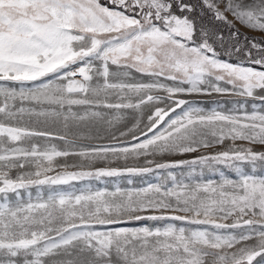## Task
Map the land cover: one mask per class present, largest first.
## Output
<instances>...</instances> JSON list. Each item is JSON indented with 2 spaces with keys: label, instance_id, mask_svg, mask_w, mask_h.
Here are the masks:
<instances>
[{
  "label": "snow or ice",
  "instance_id": "snow-or-ice-1",
  "mask_svg": "<svg viewBox=\"0 0 264 264\" xmlns=\"http://www.w3.org/2000/svg\"><path fill=\"white\" fill-rule=\"evenodd\" d=\"M207 14L230 29L227 38L203 22ZM233 21L264 33V0H0V264H264V175H256L264 151L252 147L264 145V114H204L182 98L244 97L241 109L248 98L264 102V38L242 42ZM100 108L117 110L108 128L80 130ZM121 109L134 110L136 123L111 131ZM225 140L232 145L215 153L156 159ZM205 169L219 180H205ZM149 173L164 183L79 194L72 184ZM33 187L35 202L30 191L22 202L20 190ZM140 220L163 224L121 226Z\"/></svg>",
  "mask_w": 264,
  "mask_h": 264
},
{
  "label": "rangeland",
  "instance_id": "rangeland-1",
  "mask_svg": "<svg viewBox=\"0 0 264 264\" xmlns=\"http://www.w3.org/2000/svg\"><path fill=\"white\" fill-rule=\"evenodd\" d=\"M101 2H105V0H101ZM191 2L196 3L197 0H191ZM223 5H221V8ZM229 20H233L232 16H228ZM203 22L207 25L215 27L218 31H222L224 36L227 38L230 29L226 25H222L219 22H215L211 19V15L207 14L203 17ZM235 24V28L239 30L241 34V41L243 42L244 37H250V38H255V39H261L264 38V33L259 32V31H253L250 30L244 26H242L239 22L233 21ZM236 58V57H234ZM233 58V59H234ZM224 59H227V57H224ZM240 60L246 59L245 57L241 56L239 57ZM136 78L140 79L139 74H136ZM145 81H147L149 78L144 77L143 78ZM0 83H5V82H0ZM167 83H172L171 81H168ZM222 86H227V85H222ZM154 94H160V93H154ZM186 100L193 101L195 102L199 107L204 109V114H209L213 109L216 111L228 114V113H242V112H247L249 114L253 112H257L260 114H264V102H261L260 100H252L250 98L247 99L246 105L244 108H239L237 105V101L244 100V97H237V96H232L228 94H217V93H212L211 95H206V94H193V95H187L182 97ZM255 105V107H253ZM147 107L145 106V112L147 111ZM100 111L103 116L99 119L93 118L90 121H86L81 125V129L83 131H92L95 133L97 129H107L108 124L106 121L112 118V116L116 113L117 110L115 109H106V108H100L97 109ZM121 113L124 114V117L122 120L115 122L113 127L111 128V131H118V130H126L127 128H131L133 124L136 123L135 120V111L132 109H121L119 110ZM179 109H177V114L179 113ZM36 119H44V118H36L32 117L31 120L35 121ZM25 122L27 123L29 120V117L24 118ZM146 123V120H145ZM32 126V125H29ZM143 127V125H141ZM59 131H63L62 127V122L57 126V129ZM77 129L75 127L72 128V132H76ZM130 138V137H129ZM211 139V137H209ZM100 143H109V139L106 137L104 140L99 141ZM23 146H29L28 141L21 142ZM58 145V147L63 148L64 144L62 141H54ZM75 143L77 144H95L97 143L96 140H80L76 139ZM236 146L239 147H249L246 142L244 141H236ZM232 145V142L229 140H225L223 144L216 145L211 148H201L198 152L195 153H189L185 154L184 156H177V155H164V156H158L156 157L157 160L159 161H173V160H181V159H192L193 157L200 156L203 154H208V153H215L218 151L225 150L229 146ZM41 146L42 142H41ZM256 151H264V145H252ZM69 163L73 162H78L79 158L77 156H69L66 158ZM65 158H57L56 163H63ZM143 162V158H141L140 163ZM124 161H118L116 163H107L103 160H97L94 164V167H116L120 166L123 167ZM129 165H133L137 163L134 160H129L127 161ZM216 167L220 168L223 173L230 177V178H235V174L231 172L230 170L224 168L222 165H217ZM197 169L199 171V166H197ZM69 170H75V169H69ZM16 171L19 170H14L11 174L15 176ZM173 171L178 178H180V173L179 170H171ZM187 170H185L186 172ZM246 171H250V169L246 168ZM166 175V173H165ZM256 175H264V172L258 170ZM197 179H199V176H197ZM204 179H213V180H219V175L218 174H212L209 173L205 169V174H204ZM132 183H128V177H104L99 180L97 179H88V180H83V181H78V182H72L75 191L77 194H79V191L83 188H90L92 191L96 190H105L107 192H114L116 191L117 188L121 189L125 193L128 190H135V189H142L147 187L149 184H157V183H164V180L158 179L157 174L149 173L145 174L143 176H133L131 177ZM169 186H170V182ZM57 187H67V186H57ZM32 193V200L35 202L36 200V194H37V188L33 187L28 190L21 189L20 192L22 194V202L26 203L28 201V192ZM49 193V187L48 186H41V195L43 196L44 199L47 198V195ZM10 199L15 202V196L14 194H9ZM151 213H143V215H150ZM229 223L231 221H228ZM179 223V222H176ZM163 222L160 221H150V220H140V221H131L130 223L126 225H121V226H127V227H141V226H156V225H162ZM238 231V230H237Z\"/></svg>",
  "mask_w": 264,
  "mask_h": 264
},
{
  "label": "trees",
  "instance_id": "trees-1",
  "mask_svg": "<svg viewBox=\"0 0 264 264\" xmlns=\"http://www.w3.org/2000/svg\"><path fill=\"white\" fill-rule=\"evenodd\" d=\"M239 59V58H238ZM238 59L237 58H234L233 59V62H238Z\"/></svg>",
  "mask_w": 264,
  "mask_h": 264
}]
</instances>
